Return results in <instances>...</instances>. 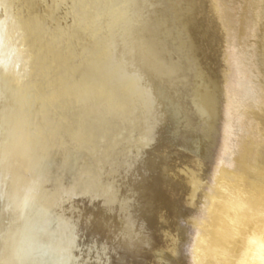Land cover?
<instances>
[{
	"label": "bare ground",
	"instance_id": "1",
	"mask_svg": "<svg viewBox=\"0 0 264 264\" xmlns=\"http://www.w3.org/2000/svg\"><path fill=\"white\" fill-rule=\"evenodd\" d=\"M163 1L0 0V264H52L66 217L116 264H264V0L204 1L216 82Z\"/></svg>",
	"mask_w": 264,
	"mask_h": 264
},
{
	"label": "rangeland",
	"instance_id": "2",
	"mask_svg": "<svg viewBox=\"0 0 264 264\" xmlns=\"http://www.w3.org/2000/svg\"><path fill=\"white\" fill-rule=\"evenodd\" d=\"M184 1L185 2H188L189 0H164L163 1V4H164L163 5V9L166 8L167 11H168V14H169L168 15V21H170L169 22L170 25H172V27L175 29V31L172 30L171 33L173 32L172 35H173V38L174 39L175 38H178L180 40V41H178L179 44L176 43L177 46H178V48H180L183 45V43L181 42V40H183V35L180 32V28L181 29L182 28L184 29L186 27V31L189 34V37L188 38H189V41H190V43H189L190 47H188V48H190V49H188L190 53L187 54L188 55V58L190 60L189 64H191V65H195V64L196 65H200L207 74H209V75L211 74L210 77H212V81L213 82H216V81H218V76L220 74V73H218V70L216 69V65H217V62H218V59H219V55H218V52L216 51L217 48H215L217 43H214L216 36H214V38H212L210 36V30H211L210 27H212L211 26V18H209V15H207L208 14L207 13V10H206L207 6H205V5H208V4H207V2H204L205 0H202V1L201 0H192L193 1L192 3L194 5L190 4L189 2H188V4H185ZM198 2H200V3H198ZM198 4H200L202 6V8H200L201 6H199ZM191 7H193V8H191ZM196 7H197V11H196ZM183 8H184V10H183ZM203 8H204V10H203ZM191 9H194V10H191ZM198 9H199V11H198ZM185 11H188L189 12L188 15L189 14H191V15L188 16L189 18L186 17L187 18L186 19V22L188 24L185 23V26L182 25L180 27L181 23H183L182 21H185V19H183V15H185ZM200 11H202V12L200 13ZM203 12L206 13V15ZM202 15H204V16H202ZM191 18H193V19H191ZM197 18H199V19H197ZM204 20H206V21H204ZM208 25H210V26H208ZM206 28H208V29H206ZM188 29H189V31H188ZM207 30H209L208 31V34L206 32ZM193 31H196V32H193ZM202 32H204V33H202ZM192 33L194 34V37H193V34ZM195 38H197V41L195 40ZM206 39H207V41H206ZM212 40H213V42H212ZM205 47H206L207 50L205 49ZM207 47H209V48H207ZM191 48H192V51H191ZM203 54H205V55H203ZM204 56H206V57H204ZM202 58H204V59H202ZM45 89H43L42 92H45V93H47V92H54L53 97H56L57 90L51 91L48 88H45ZM59 102H61V101H59ZM236 180H237L238 184L240 185V188L242 189V190L241 189L240 190L238 189L237 195L240 198H242L243 197V194L241 195L240 193H242L244 190L249 191L251 189V183L253 181V178H252V176L250 174L247 173V171H245L243 174H241L240 176L236 177ZM228 192L229 191H227V194H228ZM209 217L212 218L211 213L209 214ZM70 218L69 217L68 218L66 217V221L68 223H70V225L68 227L71 226L70 227V231L68 229L65 230V228L62 227L61 224L57 228L61 235L62 234L63 235L64 234H68L70 236V244H68V246H67V245H65L63 243H61V244L60 243L59 244L56 243L54 246H56L57 248L52 245L51 247H53L54 249L51 248V250L54 251V252H52V251L51 252L53 253V255H57L58 257H57V259L52 260L51 263L52 264H65V263H67L65 261V259H66V260H70V261L73 260V263L72 264H100V262H101V264H105V263L106 264H116V261L119 258V255H117L114 251H112L113 253H111V254H109V252L106 251L105 257L102 258L101 255L103 253L98 248H100L101 246L103 247V246H107V245L104 244L103 237L99 233V231H96V230L93 229L92 226H89L86 223H83L81 221V219L78 220V219H75L76 217H73V218H71V220H69ZM60 223H61V221H60ZM204 224H207V221H205ZM76 228L79 229V230H77ZM82 228H84V229H82ZM71 230H73L74 232L71 231ZM201 230L205 231L206 228L204 226H202L201 227ZM72 240H74V241H72ZM91 250H92L93 253H91ZM57 253H59V254H57ZM69 254H70V256H69ZM111 256L114 258V260L112 259ZM87 257L89 258V260H87ZM95 257H97V258H95ZM91 259H94L95 261H91ZM103 260H105V261L103 262ZM202 263L205 264L204 261ZM68 264H71V263H68ZM124 264H127V261L126 260L124 261ZM220 264H223V263H220Z\"/></svg>",
	"mask_w": 264,
	"mask_h": 264
}]
</instances>
